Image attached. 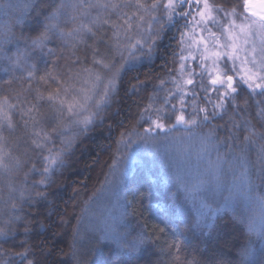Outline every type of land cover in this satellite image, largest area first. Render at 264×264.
Wrapping results in <instances>:
<instances>
[{"label":"snow or ice","instance_id":"obj_1","mask_svg":"<svg viewBox=\"0 0 264 264\" xmlns=\"http://www.w3.org/2000/svg\"><path fill=\"white\" fill-rule=\"evenodd\" d=\"M13 7L0 0L5 12ZM32 13L35 35L22 30L16 36L3 25L5 42H23L27 51L0 49V72L7 77L0 79V175L22 173L18 182L0 187V264H41V254L51 256L30 241L33 217L53 214L49 189L76 145L109 118L113 104L129 97H136L135 111L119 130L116 151L125 149L126 159L142 144L162 157L161 144H198L194 153L183 147L167 175L185 201L198 202L195 227L210 233L236 200L254 198L261 227L249 219L248 228L264 240V191L257 194L264 190V0H242V10L239 2L228 8L214 0H28L15 22L23 25ZM167 31L176 43L162 52ZM54 41L59 46L47 48L52 59L41 68L29 53ZM129 72L135 75L125 87ZM118 159L113 156L110 169ZM229 176L223 202L213 207L199 198L203 191L222 190ZM44 204L49 207L41 212ZM72 218L62 215L59 224L67 227ZM75 219L70 248L80 264L75 245L81 217ZM17 235L24 239L17 242ZM146 240L141 236L121 252L137 251ZM181 247L178 238L167 245V264H230L225 254L181 256ZM238 251L243 264L251 248Z\"/></svg>","mask_w":264,"mask_h":264},{"label":"trees","instance_id":"obj_2","mask_svg":"<svg viewBox=\"0 0 264 264\" xmlns=\"http://www.w3.org/2000/svg\"><path fill=\"white\" fill-rule=\"evenodd\" d=\"M14 6L5 12L0 8V49L10 53H16L19 47L22 51L23 42L6 43L3 25L8 24L16 36L23 30L31 35L37 34L34 13L32 18H25L23 25L15 21L23 10V5L28 0H9ZM215 3L231 8L242 0H214ZM172 31H167L164 40L160 44V51L174 45L175 40L170 41ZM8 39H11L9 37ZM58 42L54 41L41 51L39 49L30 52L32 61L37 62L41 68L45 60L51 61V57L45 55L47 48H58ZM162 61L156 60V65ZM2 67V65H0ZM148 66L139 68L140 79H145ZM159 73L158 67L153 69V75ZM19 75V73H17ZM135 75L129 72L125 76V87L129 78ZM7 77L0 72V79ZM134 82V81H132ZM150 90V89H149ZM123 95V90L122 93ZM136 97H129L127 102L122 101L118 106L113 104L109 110V118L103 124L96 126L86 137H82L76 145L72 155L68 158V167L63 170L62 176H57L56 183L49 189L53 194L49 197L52 201L53 214L45 219L44 215L33 217V231L30 237L31 243L40 245L41 253L51 251V256L41 254V264H76L72 256L70 245L72 244V227L76 224V216L82 218L87 212L90 201L98 193L110 170L113 156H117L116 140L121 127L128 125L131 120L130 112L135 111L132 103ZM119 108V110H117ZM231 111V109H229ZM222 123V121H215ZM111 125V127H109ZM259 127V125H257ZM223 135L224 133H220ZM243 139V132H241ZM250 158L255 160V150L250 152ZM39 167V165H38ZM22 179V173L18 175H0V187H4L7 181L18 182ZM31 179H39L33 176ZM231 177L226 178L225 187L220 191H203L199 198H207L208 202L216 207L229 195L227 184ZM126 193V205L123 214V224L120 227L121 233L111 242H105L84 251L78 250V256L82 264H167L169 257L165 254L167 245L175 239L181 241V256H196L198 259H205L216 254H225L230 264H241L239 248L247 246L251 248V254L243 260V264H264V240L257 234V231H249V219L254 221L256 229L261 227V209L253 198L252 200L238 199L234 207L227 210L216 220V227L209 233L203 232L195 227L197 219L198 202L185 201L183 193L178 192L174 184L163 181L158 172L148 167H138L133 174L127 178L124 184ZM73 189L77 193H73ZM261 189L257 190L259 194ZM95 193V195H93ZM198 198V199H199ZM87 202V203H85ZM48 204L41 205L40 211L44 212ZM73 214L71 224L64 227L59 224L60 217ZM44 228H40V223ZM80 225V223H79ZM163 229V232H161ZM147 237L143 244H139L137 251L121 252L124 245L138 243V238ZM22 235H17V242L23 240ZM77 245V241H76ZM75 245V247H76ZM8 247L9 245H3ZM14 250L19 251L20 248ZM163 250V251H162Z\"/></svg>","mask_w":264,"mask_h":264},{"label":"rangeland","instance_id":"obj_3","mask_svg":"<svg viewBox=\"0 0 264 264\" xmlns=\"http://www.w3.org/2000/svg\"><path fill=\"white\" fill-rule=\"evenodd\" d=\"M185 146L194 153L198 144L183 142L171 147L166 143L161 144L159 148L163 154L162 157L153 154L155 149L150 151L142 144L134 145L133 151L129 153L126 159L122 156L125 149L121 148L116 156L119 158L117 166L109 170L104 183L90 201L87 212L80 222L75 251L78 253L80 247L81 254L82 250L97 247L105 242H111L115 237L117 238L121 233L120 227L123 224L126 205L124 184L127 178L133 174L136 168L143 166L158 172L163 181L169 182L167 175L178 166L179 160L182 158L180 153ZM193 168H195L194 156ZM105 234L109 235V239L101 240V236ZM80 264H82L81 261Z\"/></svg>","mask_w":264,"mask_h":264}]
</instances>
